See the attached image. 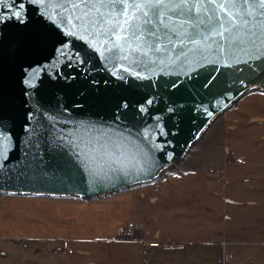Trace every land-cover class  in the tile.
<instances>
[{
    "label": "water",
    "instance_id": "1",
    "mask_svg": "<svg viewBox=\"0 0 264 264\" xmlns=\"http://www.w3.org/2000/svg\"><path fill=\"white\" fill-rule=\"evenodd\" d=\"M47 7L28 5L24 23L0 9V131L13 145L7 159L0 158V191L93 197L152 180L179 161L238 95L264 89V54L247 63L240 62L247 59L243 54L239 60L172 56L164 58L168 71L138 72L129 60L110 58L102 48L107 44L81 39L79 31L68 35L62 9L52 5L42 14ZM203 58L215 70H201ZM44 66L34 79L33 70ZM165 77L172 86H162ZM130 117L132 129L126 126ZM105 143L111 159L121 162L115 171L103 155Z\"/></svg>",
    "mask_w": 264,
    "mask_h": 264
},
{
    "label": "crops",
    "instance_id": "2",
    "mask_svg": "<svg viewBox=\"0 0 264 264\" xmlns=\"http://www.w3.org/2000/svg\"><path fill=\"white\" fill-rule=\"evenodd\" d=\"M253 88L221 111L224 155L238 167H264V89ZM203 155L187 151L158 177L104 198H50L20 209L31 218L0 232V264H264V240L229 229L220 178L229 164L208 167ZM127 220L142 227L122 238Z\"/></svg>",
    "mask_w": 264,
    "mask_h": 264
},
{
    "label": "snow or ice",
    "instance_id": "3",
    "mask_svg": "<svg viewBox=\"0 0 264 264\" xmlns=\"http://www.w3.org/2000/svg\"><path fill=\"white\" fill-rule=\"evenodd\" d=\"M28 5H47L42 14L52 5L60 7L62 22L70 25L68 35L76 36L79 31V38H93L90 43L109 44L110 58L129 60L141 68L164 64V57L173 50L177 59L192 53L239 60L243 54L247 59L242 63L264 54V0H0V9L9 10L7 19L20 23L26 22ZM4 21L5 14L0 12V23ZM124 51L135 55L132 59L120 56ZM149 52L159 54L158 58H148ZM61 56L71 58L66 52ZM46 67L34 69L33 78ZM12 146L11 136L0 131V158L7 159ZM101 147L109 164L119 162L111 159L107 143ZM142 171V166L136 168L137 173Z\"/></svg>",
    "mask_w": 264,
    "mask_h": 264
},
{
    "label": "rangeland",
    "instance_id": "4",
    "mask_svg": "<svg viewBox=\"0 0 264 264\" xmlns=\"http://www.w3.org/2000/svg\"><path fill=\"white\" fill-rule=\"evenodd\" d=\"M110 47L109 44L102 48L107 49ZM171 47V46H169ZM191 47V45H189ZM192 55V53H189ZM159 54L149 52L148 57L151 59H157ZM176 56V51H170L167 57ZM157 67L160 72H165L171 69L169 63H156L148 64L146 67H137L134 65V71L143 72L152 68ZM199 68L202 70H215L214 64L208 58H203L199 64ZM157 69V71H158ZM156 70V69H155ZM165 81L162 83L163 87H170L173 85L171 79L165 77ZM260 87H254L251 91L259 92ZM141 87L139 86V91ZM221 114L219 112L213 119L208 123L204 130L200 133L197 139L189 146L187 151L190 150L204 151V163L208 167L221 168L223 161L229 164V168L224 173H220V178L226 194L224 197V203L227 211V219L229 222V229L232 230L234 235L243 239H263L264 240V167L263 166H244L238 167L234 164V161L227 155H224V149L220 133V123L222 121ZM128 129L136 127V123L130 117L126 123ZM186 151V152H187ZM186 153L184 154V156ZM183 156V157H184ZM182 159V158H181ZM121 165V162L112 163L110 169L115 171ZM172 165V164H171ZM171 165L165 167L163 171H166ZM232 166V168H230ZM86 169L78 168L70 172L69 177L77 174L79 171ZM161 174V173H160ZM225 175H232L233 179L226 178ZM235 186L237 189H241L237 192L235 189L230 188ZM119 190V189H117ZM115 190V191H117ZM112 192H107L98 196L90 197L91 199L104 198L106 195ZM56 200H70L75 198L74 195H51V194H26V193H15V192H4L0 191V232L9 231L16 226H24L26 220L30 219L27 215L24 216V212H19L20 209H28L35 207L39 201L46 199ZM76 199H80L76 197ZM88 200V199H87ZM89 200V201H90ZM13 221L16 224H13ZM29 222V221H27ZM30 225V224H29ZM139 229V228H136ZM134 229V230H136ZM133 230V231H134ZM133 231L130 233L132 234ZM130 234H124L123 227L121 232L118 233L120 237H128Z\"/></svg>",
    "mask_w": 264,
    "mask_h": 264
},
{
    "label": "built area",
    "instance_id": "5",
    "mask_svg": "<svg viewBox=\"0 0 264 264\" xmlns=\"http://www.w3.org/2000/svg\"><path fill=\"white\" fill-rule=\"evenodd\" d=\"M142 223L138 220H127L123 225V232L124 234H130L134 229L141 228ZM148 244L154 245L157 244L156 241L149 242Z\"/></svg>",
    "mask_w": 264,
    "mask_h": 264
},
{
    "label": "trees",
    "instance_id": "6",
    "mask_svg": "<svg viewBox=\"0 0 264 264\" xmlns=\"http://www.w3.org/2000/svg\"><path fill=\"white\" fill-rule=\"evenodd\" d=\"M117 190V189H116ZM98 196V195H97Z\"/></svg>",
    "mask_w": 264,
    "mask_h": 264
}]
</instances>
